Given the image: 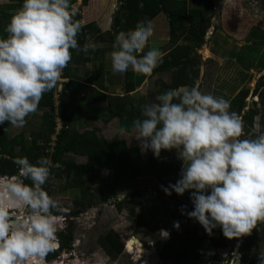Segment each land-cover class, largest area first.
<instances>
[{
  "label": "clouds",
  "instance_id": "1",
  "mask_svg": "<svg viewBox=\"0 0 264 264\" xmlns=\"http://www.w3.org/2000/svg\"><path fill=\"white\" fill-rule=\"evenodd\" d=\"M76 15L73 0H22L10 15L6 35L0 36V125L23 128L44 94L57 84L55 94L62 93L71 50L88 53L87 45L78 44L83 25ZM152 34L149 20L117 33L112 72L150 76L164 55L154 47L145 51ZM212 34L209 30L206 39ZM230 106L223 96L202 92L199 81L167 89L142 106L132 138L141 153L151 151L154 157L175 150L182 162L178 179L161 190L168 196L188 192L192 208L181 205L182 215L208 236L219 229L223 237L239 240L264 222V132L244 136L242 116ZM119 131L123 135L127 130ZM13 164L15 175L0 176V264H64L62 254L73 256L74 250L72 244L62 246L57 232L68 208L44 187L51 170L62 165L47 156L34 161L17 156ZM173 227L179 229V220ZM161 234L169 236L165 230ZM52 253L55 258H49ZM232 256V264H242L241 253ZM256 264H264V251L257 253Z\"/></svg>",
  "mask_w": 264,
  "mask_h": 264
},
{
  "label": "trees",
  "instance_id": "2",
  "mask_svg": "<svg viewBox=\"0 0 264 264\" xmlns=\"http://www.w3.org/2000/svg\"><path fill=\"white\" fill-rule=\"evenodd\" d=\"M16 1L0 4V36L6 35L3 32L5 24L8 22L10 15L21 6L22 0ZM88 1L83 0V5H87ZM190 1L124 0L118 16L114 19L112 31L110 32L112 38H115L116 34L121 31L126 32L135 29L137 25L142 24L145 20L153 21L160 14H164L169 20V35L174 48L162 58V62L151 74L172 73L170 83L160 82V94L167 89L179 90L182 86H191L199 80L200 61L197 50L206 44V35L212 27V18L215 16L216 8L210 0V3H206L204 0H196L198 3L197 8H192ZM75 19L81 21L82 15L77 12ZM96 29L95 24L83 25L77 36L78 44L84 46L85 40L89 37L102 39L103 36H94ZM180 40H183L182 44L184 45L179 44ZM147 47L145 51H147ZM71 51L72 59L80 64L90 61V58L84 56L83 52ZM68 66L63 71L64 76L69 78V81L65 83L63 91L59 95L60 103L58 105V116L62 120L63 127L56 137L55 145L49 143H51L52 135L56 133V127L58 126L57 117L54 114V95L58 84L52 91L44 94L39 102L38 108H47L43 113L41 131H31L29 135L22 131L16 136L10 137L11 125L7 122L0 125V176H12L17 173V168L13 164V158L17 156H27L30 161H34L40 156H47L54 161L58 160L62 165V167L56 168L58 171L56 177L63 180L60 190L63 192L75 189L79 191L77 199L73 202L72 215L74 217L91 208H96L92 186L98 191L105 190L103 196L98 198V201H104L103 205L110 200H115L118 193L125 191L126 196L117 201L114 207L119 213L126 210L129 216L134 218L136 207L129 205L131 203L129 199L144 197V191L141 190L142 185L139 180L141 178L151 179L147 181L152 183L153 180L157 183L158 192L155 193L150 189L147 193L151 195L146 197V200L155 201L157 197L154 195H160L163 192L161 185L167 186L170 182L175 183L178 179L181 164L178 161L162 157V154L159 157L150 154L145 161L142 159L138 147H129L122 140L109 143L103 136L99 135V130L96 128L80 132L78 124L83 120V116L85 117L86 114L94 112L93 106L100 103L106 104L105 124L117 118L123 124L132 127L146 102L144 98L141 104L140 102L136 104V101L127 97V95L112 97L107 94L106 90L97 88H91L88 93L83 94L81 90L82 82L71 76ZM130 76H133V74L129 71L126 75L125 94H130L136 89L135 80H139L141 83L143 78L146 77V75L144 77L135 76L134 79L133 76V79H131ZM259 86H264V78ZM259 96L261 97V93ZM247 97L248 91L242 90L234 99V102L237 105V113L242 116L244 126L252 129L254 119L259 111L251 107L247 113L241 114ZM29 116H35V113ZM41 141L43 144H41ZM49 149H52L53 152ZM69 154L86 157L87 160L81 164L71 161L66 162L64 157ZM109 176L110 179H108ZM25 182L30 183L29 181ZM171 196L178 200L177 194L174 192ZM178 201L179 206L177 209H179V212L176 214L173 211V217L183 222L190 221L195 227L194 234L199 233L201 226L186 215H182L180 211L181 205H187L188 210H191V203ZM171 237V243H173L176 235L172 234ZM61 238L62 246L71 248L74 240L73 232L69 229ZM188 238L194 239L193 246L195 247L197 245L195 240L199 241V238L195 239L194 236ZM103 239L107 245V251L112 257H117L123 253L124 243L114 233L107 232ZM241 239L239 252L242 255L243 262L256 264L257 253L264 251V222H258L251 235L244 236ZM227 241L228 239L223 237L221 242L212 243L214 255L210 264H226L225 258L220 255L218 249L225 248ZM127 243L134 245L135 238H129ZM165 249L167 251L166 246ZM165 249H162V251ZM253 252L255 254L252 259ZM50 255L49 258H55L56 256L54 253ZM176 259L178 260V255H176Z\"/></svg>",
  "mask_w": 264,
  "mask_h": 264
},
{
  "label": "rangeland",
  "instance_id": "3",
  "mask_svg": "<svg viewBox=\"0 0 264 264\" xmlns=\"http://www.w3.org/2000/svg\"><path fill=\"white\" fill-rule=\"evenodd\" d=\"M204 1H206V3H210V1H212L214 7L216 8L215 16L212 18V27L210 28V30L213 32V34L210 35V37H212L211 38L212 42L209 43L208 38L206 39L207 47L211 46L210 48L212 50L217 47V45L220 43L219 39L223 37L222 34L224 28L220 30V27L225 25V20L226 23L235 22L237 23V25H240L246 22V19L243 20V15H244V16H250V18H252L251 20H249L248 28L249 27L257 28V26L254 23H260V21L264 23V0H210V1L204 0ZM0 4H6V2L0 0ZM197 4L198 3L196 0L190 1V6L192 8H197ZM79 13L82 15L83 14L82 10ZM224 16H225V20H223L222 22V18ZM87 21L89 23L92 20L88 19ZM82 22H84V19L82 20ZM152 22L153 21H151V24ZM257 32H258L257 33L258 37L264 35L263 32L261 31H257ZM110 37H111L110 33L106 35V41H108ZM113 38L111 37V40H114ZM225 38L230 39L228 40L229 42H232L233 40L229 38L227 34L225 35ZM100 40L105 41L104 38ZM263 45H261L260 47H263ZM102 47L104 48V45ZM205 47L206 46L199 49V51L201 50L200 52L202 53V60H200V62L203 61L205 63L206 70H208L209 72H215L217 70L216 61H215L216 57H213L214 59H210L213 56L211 53H208V55H206V53H203ZM148 48H150L149 45L147 49ZM237 50H240L237 54L243 52L242 48H238ZM111 52L109 53L104 52V55L106 56L105 61L102 63L104 72H101L102 74L104 73V75L106 76L109 75V77H110V72L112 71L111 67H109L111 66V55H110ZM207 58H209V60H206ZM225 59L226 58L222 59V61ZM93 60L95 61L96 65L99 64L98 63L99 59L95 60V58H93ZM262 60H264V58H262ZM208 61L209 64L212 65L210 66L211 70L207 66ZM222 61H220L219 63H221ZM92 64L93 62L91 63V65ZM105 64H107L106 67ZM86 66L87 65H85V67ZM84 69L86 70V72H89L91 74L93 70V66L91 67L89 65V67H86ZM229 69L230 68H226V71L229 72ZM237 70L238 72L242 73V71L239 70V68H237ZM170 78H171L170 74H166L164 82L168 83ZM147 83L149 85L144 89L143 92L145 93L139 92L137 95H134V97L136 98L135 101L139 102L140 97L143 95L146 98L145 99L146 103H149L152 101V99H154L153 94H155V90L156 88H158L159 83L158 85L157 84L154 85L150 81H148ZM213 86L214 88L219 90L221 94L225 95L224 93L225 87L223 86V81L221 82V85L211 84L210 88H212ZM59 89H62V86H60ZM88 90L89 89L84 91L88 92ZM113 90L116 89L112 88L111 93H113ZM230 97H234V93H232V96ZM254 103L257 104V107L254 108L259 111L260 109V106L258 105L259 103L253 102V99L249 101V109L252 107ZM230 110L235 111L234 106H231ZM43 111H39L38 113H35V116L26 117L27 123L23 128H14L11 126L10 137L17 135L21 131H25L27 135H29V132L31 131H41V126L43 122V113H44ZM87 118L88 116L85 115L84 120H87ZM89 118L90 119L88 120L87 127H89V129L98 128L99 135L103 136L107 141H113V140L117 141L123 139L127 142V145H129V147L130 146L138 147V142L134 138H132L134 133L128 132V134H123V135L120 133L119 129L121 128L122 123L118 121V119H114L115 121L111 122L110 124H105L104 116H100V117L90 116ZM263 120H264L263 117L258 116L255 118V122L252 129H248L245 126L244 136L253 137L258 135L257 132L262 133L261 130L264 129L262 128ZM83 129L84 127L80 128V130L82 131ZM57 131H59V129H57ZM115 134L116 136H114ZM150 154H152L151 151H148L146 153H141L142 159L146 161ZM161 154L162 157L164 158L172 159L176 157L174 149L171 151L162 150ZM64 160L66 162L71 161V162H75L76 164H81V163H85L87 158L78 157L74 155L72 156L69 154L64 157ZM57 172L58 171L56 170V168H53L51 170L50 177L45 185L51 188V193L49 194L52 195L54 198L59 199L62 206L68 208V212L64 215L63 220L61 221V227L59 230L64 231L66 233L70 229L73 232L74 241L72 242V250L74 251L72 253L73 256H70V254L68 255H64V253L62 254V262H64V264H149L155 261L157 262V264H209V262L212 260L214 255L213 254L214 247L212 246V243L221 242V240L223 239V235L219 229H215L212 236H208L202 227L199 233L194 234L195 227L188 220H186L185 222L179 220L180 223L179 229L177 230L176 228H174L173 224L176 220L173 217L172 212L174 211L176 214L179 212V209H177V206L179 205L178 200L184 202L188 201L187 203H190L189 194L188 192H185L183 196L177 195L178 196V200H177L173 196H168L161 191L162 194L154 195L157 197L155 201L146 200V197L148 195H151L150 193H147L148 190L151 189V191L155 193L158 192L157 183L153 180L152 183L150 181H147L151 179L141 178L139 180V182L142 185L141 190L144 191L143 198L133 197L129 199L131 201L129 205L136 207L134 218L130 217L129 214L126 212V210H124L122 213H119L118 210L114 207V204L117 201L122 200L126 196L125 191L118 193V196H116L115 200L114 199L110 200L106 202L105 205H103L104 201L102 200L98 201V198L103 196L105 190L102 189L98 191L94 189V187L92 186H91V189L93 191L92 195L95 196L96 208H91L87 210L85 214L74 217L72 215V210L74 209L73 202L74 200L77 199L79 195V191L76 189L70 190L68 192H63L62 190H60L63 180L56 177ZM108 179H110V176L108 177ZM68 214H71L73 216L72 221H66L65 218L69 216ZM69 222L70 224H72L71 228H68ZM162 230L168 232L169 236H167V238L162 236L161 234ZM107 232L114 233L124 243L125 247L121 255L117 257H112L108 253V251H106L105 248L102 247L100 241ZM173 232L175 233L176 238L173 243L169 244L172 238L171 237L172 235L170 236V234H172ZM192 236H194L195 239L199 238V241L195 240V242H197V245L195 247L193 246L194 239L188 238ZM131 237L135 238V244H134L135 246L132 244L133 245L131 248L132 250L130 249L129 246L130 244L127 243L128 239ZM240 242H241V238L239 240L235 238L232 240L228 239L225 248L218 249L220 255L226 259L227 264H232V260L236 257V256H232L233 254L235 255L239 254L240 256L239 253L240 247H237V244L240 245ZM165 244L166 245L169 244L167 246L168 251H164L162 253L161 251ZM254 254L255 252H253L251 255L252 259L254 258L253 257ZM176 255H178V257L180 258L177 261L175 260ZM134 256L137 258L136 261L133 260ZM241 261L242 264H247L243 262L242 257L240 256V262ZM54 264H60V263L54 262Z\"/></svg>",
  "mask_w": 264,
  "mask_h": 264
},
{
  "label": "crops",
  "instance_id": "4",
  "mask_svg": "<svg viewBox=\"0 0 264 264\" xmlns=\"http://www.w3.org/2000/svg\"><path fill=\"white\" fill-rule=\"evenodd\" d=\"M2 1H5L7 3L8 2L13 3L16 0H12V1L2 0ZM74 1L75 2L73 4L77 8V12L79 13L82 10V13H83L82 20L84 19V22H82L81 20V22L83 23L82 25L84 26L89 25V24L97 25V29L94 32V36L100 35V36H103V38L105 39V41H103L100 39H95V37H89L88 39L85 40V45L88 46V53L87 55L85 53L83 54L84 56L89 57L90 61L86 62L85 64H80L76 60L72 59L69 63V66H68L69 73L74 79L82 82L83 84L81 88L82 93L86 94L89 92L91 88H97V89L106 90L107 94L112 97L127 95V97L133 98V100H135L136 98L134 97V95H137L139 92L145 93L143 91L149 85L147 82L150 81L154 85L156 84L158 85L159 83L158 88H156L155 90V94H153L154 98L156 95L160 94L159 93L160 82L161 81L164 82L166 74H170L171 78L168 82L170 83L172 79L171 72L164 73V74L163 73L153 74V75L144 77L145 75L137 74V73L130 71L133 74L134 79H135V76L144 77L141 83L139 80H135L136 89L132 91L130 94H125L124 92L127 73L114 74L111 71L110 77L109 75L106 76L104 75V73L103 74L101 73V72H104V68L102 65V63L105 61V58H106V56L104 55V52L109 53L113 50L112 46L115 40V38L114 40H111V37H110L109 40L106 41V35H108L112 31L114 19L118 16V12L124 0H89L87 5H83L82 3L83 0H74ZM114 5L116 6L114 7ZM88 19L89 20L91 19L92 21L88 23L87 21ZM244 19H246L245 23L241 22L242 24L237 25V23L235 22L226 23L225 16L222 18V22L223 20H225V25L220 27V30L224 28V31L222 34L223 37L219 39L220 43L213 50L210 48L211 46L207 47V44H205L204 46L206 47L203 50V53L207 52L213 55L212 58L210 59H214L213 57H216L215 61H216L217 70L215 69L216 70L215 72H209L208 70L205 69L206 67L205 63L203 61L200 62V75H199V80H198L199 86H200L201 91L204 93H211L214 96H223L225 99L230 100L231 106H234L236 112H237V105L235 104L234 99L238 96V94L242 90L248 91V97L246 98V101H245V107H244V110L241 112V114L244 115L246 111L249 110V101L253 99V102L259 103L258 105L260 106V109L258 108L260 113L256 117L261 116L264 118V86H259L260 82H262V79L264 78V60H262V58H264V45L263 47H260L261 44L264 43V35L261 37L257 36V33H258L257 31H261L264 34V23L260 21V23H254L257 26V28H252V27L248 28L249 20H251L252 18H250V16L243 15V20ZM168 22L169 20L164 14H160L153 20L152 22L153 34L149 38V42L147 44V46L149 45L150 48L154 47V48L160 49V51L164 54L163 57L166 56L174 48L172 46L173 42L170 40V35H169L170 28H169ZM225 33L229 36V38L233 39L232 42L228 41L230 39L225 38V35H226ZM211 38L212 37H210L209 39L208 37L209 43L212 42ZM182 42L183 40H180L179 44L184 45L182 44ZM101 45L102 46L104 45V48ZM238 48H242L243 52L240 54H237L240 51V50H237ZM200 51L199 49L197 50V54L200 55L198 57L199 61L202 60V53ZM93 58H95V60L99 59L98 65L95 64V61L93 60ZM224 58L226 59L222 61V59ZM206 60H209V58H207ZM220 61L222 62L219 63ZM92 62L93 64L91 65ZM85 65H87L86 67H89V65L91 67L93 66V70L91 74L89 72H86V70L84 69L86 68ZM106 66L107 64H105V67ZM207 66L209 69H210V66H212L209 64V61H208ZM226 68H230L229 72H232V73H229L228 71H226ZM237 68H239V70H241L242 73L238 72ZM133 76H130V78L133 79ZM222 81H223V86L225 87V91H224L225 95L221 94V92L217 90L216 88H214V86L210 88L211 84L221 85ZM258 87L259 89H257ZM112 88L116 89V90H113V93H111ZM87 89H89L88 92H85L84 90H87ZM232 93H234V97H230L232 96ZM260 93H261V97L259 96ZM56 96L57 95L55 94L54 95V106L58 102L57 104V107H58L59 101L56 100ZM144 98H145L144 95L140 97V101H139L140 104L142 103L141 100L142 99L144 100ZM153 100L154 99H152V101ZM139 102L136 101V104ZM254 107H257V104L254 103L252 105V108ZM46 109L47 108L45 107L38 108V110L35 113H38L39 111H43V110L46 111ZM93 110H94L93 113L86 114L88 116L87 120H84V116H83V120L78 124V130L80 132L95 129V128L89 129V127H87L88 120L90 119L89 117L90 116H93V117L104 116L105 117L106 104L100 103L96 106H93ZM113 121L115 120L113 119L106 124H110ZM254 122H255V119H254ZM81 127H84L83 131L80 130ZM121 127L126 128L127 130L126 134H128V132L134 133L133 127H130L129 125L122 123ZM262 128H264V120L262 122ZM261 131L264 132V129H262ZM10 133H11V130H10ZM257 134H260V133L257 132ZM57 135H58V131L56 127V133L52 135L51 143H53ZM114 136H116V134ZM120 140L125 141L123 139H120ZM115 141L116 140L108 141V142L112 143ZM41 144H43L42 141H41ZM171 160L180 162L181 164L180 168H181L182 166L181 161H179L176 157L172 158ZM44 187L46 190L49 191V193H51V188L47 187L46 185H44ZM59 232L60 231L58 230L57 239L59 242L60 241L62 242L61 236L65 234V232L64 233H59ZM169 244H171V240ZM169 244L167 245L165 244L162 249H165V246L167 247ZM164 251H166V249L163 250L162 253ZM179 259L180 258L178 257V260ZM175 260L177 261L176 256H175Z\"/></svg>",
  "mask_w": 264,
  "mask_h": 264
},
{
  "label": "built area",
  "instance_id": "5",
  "mask_svg": "<svg viewBox=\"0 0 264 264\" xmlns=\"http://www.w3.org/2000/svg\"><path fill=\"white\" fill-rule=\"evenodd\" d=\"M60 81V83H63L64 81H66V80H63V79H60L59 80ZM56 100H58L59 101V103H60V100H59V95H57L56 96ZM57 104H58V102L56 103V105L54 106V114H55V116L57 117L56 118V121H57V123H58V128L57 129H59V131H58V133L62 130V120H61V118L58 116V107H57ZM55 141H56V138L54 139V141H53V143H51L50 145H55ZM50 151H52V149H49ZM45 260V259H44ZM61 264V263H60Z\"/></svg>",
  "mask_w": 264,
  "mask_h": 264
},
{
  "label": "flooded vegetation",
  "instance_id": "6",
  "mask_svg": "<svg viewBox=\"0 0 264 264\" xmlns=\"http://www.w3.org/2000/svg\"><path fill=\"white\" fill-rule=\"evenodd\" d=\"M86 212H84V213H82V214H85ZM82 214H80V215H82ZM73 216L70 214L68 217H67V220L66 221H72V218ZM68 225H69V227L68 228H71L72 227V224H70V222L68 223ZM64 233V232H63ZM106 235V234H105ZM105 235L102 237V239L103 238H105ZM101 245H102V247L103 248H105V250L107 251V245L104 243V239H103V241H102V243H101ZM155 264H156V262H154Z\"/></svg>",
  "mask_w": 264,
  "mask_h": 264
},
{
  "label": "bare ground",
  "instance_id": "7",
  "mask_svg": "<svg viewBox=\"0 0 264 264\" xmlns=\"http://www.w3.org/2000/svg\"><path fill=\"white\" fill-rule=\"evenodd\" d=\"M206 55H208V53H207V52H206ZM129 246H130V249H131L133 245H132V244H130ZM134 246H135V245H134ZM131 250H132V249H131ZM155 262H156V261H155ZM44 263H45V262H44ZM149 264H151V263H149ZM156 264H157V262H156Z\"/></svg>",
  "mask_w": 264,
  "mask_h": 264
},
{
  "label": "water",
  "instance_id": "8",
  "mask_svg": "<svg viewBox=\"0 0 264 264\" xmlns=\"http://www.w3.org/2000/svg\"><path fill=\"white\" fill-rule=\"evenodd\" d=\"M151 264H154V263H151Z\"/></svg>",
  "mask_w": 264,
  "mask_h": 264
}]
</instances>
